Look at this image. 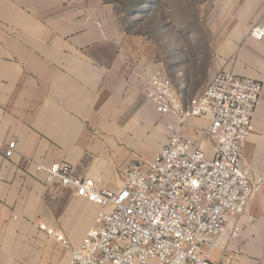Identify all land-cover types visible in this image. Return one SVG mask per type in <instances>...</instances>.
I'll list each match as a JSON object with an SVG mask.
<instances>
[{
	"label": "crops",
	"instance_id": "1",
	"mask_svg": "<svg viewBox=\"0 0 264 264\" xmlns=\"http://www.w3.org/2000/svg\"><path fill=\"white\" fill-rule=\"evenodd\" d=\"M212 11L221 31L209 78L226 70L262 85L241 159L251 178L264 176V34L251 33L264 29V0H214ZM128 40L114 6L101 0H0V264H67L98 210L72 187L47 182L37 165L66 162L73 175L117 189L124 168L153 157L171 135L167 125L178 127L146 95L158 63ZM204 86L175 89L186 100ZM208 122L189 117L178 130L197 139ZM200 146L212 155L208 138ZM237 221L238 236L217 239L209 258L264 264V182Z\"/></svg>",
	"mask_w": 264,
	"mask_h": 264
},
{
	"label": "built area",
	"instance_id": "2",
	"mask_svg": "<svg viewBox=\"0 0 264 264\" xmlns=\"http://www.w3.org/2000/svg\"><path fill=\"white\" fill-rule=\"evenodd\" d=\"M251 33L260 39L264 29L255 26ZM261 90L258 80L217 70L198 95L185 100L156 71L146 95L178 127L167 125L171 135L153 157L124 168L117 189L73 175L66 162L37 165L47 182L72 187L98 207L67 264H225L211 260L209 253L217 239L238 236L237 218L264 182V176L251 178L241 159ZM189 117L209 120L197 139L178 130ZM202 138L211 141L210 157L200 146ZM14 146V141L7 143L3 155L10 157ZM39 227L67 244L62 233Z\"/></svg>",
	"mask_w": 264,
	"mask_h": 264
},
{
	"label": "rangeland",
	"instance_id": "3",
	"mask_svg": "<svg viewBox=\"0 0 264 264\" xmlns=\"http://www.w3.org/2000/svg\"><path fill=\"white\" fill-rule=\"evenodd\" d=\"M114 6L130 46L149 54L173 86L202 87L219 39L214 0H101Z\"/></svg>",
	"mask_w": 264,
	"mask_h": 264
}]
</instances>
